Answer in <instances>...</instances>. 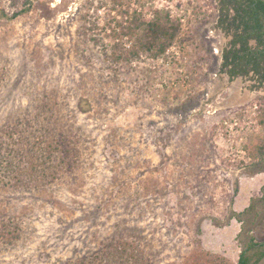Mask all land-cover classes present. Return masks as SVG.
<instances>
[{
	"label": "rangeland",
	"instance_id": "rangeland-1",
	"mask_svg": "<svg viewBox=\"0 0 264 264\" xmlns=\"http://www.w3.org/2000/svg\"><path fill=\"white\" fill-rule=\"evenodd\" d=\"M215 4L0 0V142L48 158L0 185V264H236L264 241V85L222 68ZM156 11L175 42L114 60Z\"/></svg>",
	"mask_w": 264,
	"mask_h": 264
},
{
	"label": "trees",
	"instance_id": "trees-1",
	"mask_svg": "<svg viewBox=\"0 0 264 264\" xmlns=\"http://www.w3.org/2000/svg\"><path fill=\"white\" fill-rule=\"evenodd\" d=\"M238 9H242L240 20L251 29V36L258 39V45L264 44V0H236ZM127 32L136 33V38L128 51L115 53L113 59H130L140 53H147L156 56L165 52L174 42L181 30V24L169 17L167 12L156 11L155 16L147 21L139 20L134 17L126 27ZM246 37L243 34L238 35L233 42H241V49H231L224 54L222 68L225 69L232 64L229 70L230 74L236 75V67L241 64L243 70H254L260 78L264 79V62L263 53L260 49H250L246 45ZM247 51V52H246ZM246 52V53H245ZM260 100V99H259ZM261 105V104H260ZM259 122L264 126V114L259 113ZM10 133H18V129L11 128ZM22 133L12 144L2 148L3 142H0V185L13 183L14 185L26 184L37 179L38 172L42 171L41 164L46 165L48 158L45 157L42 146L36 145L37 142L31 143V135ZM31 143V144H30ZM36 147V149H35ZM51 148L48 149V157ZM250 156L253 160L264 158V138L258 139L251 149ZM264 258V241L250 238L245 247L241 249L236 264H256ZM209 264H228L224 257L207 256Z\"/></svg>",
	"mask_w": 264,
	"mask_h": 264
},
{
	"label": "flooded vegetation",
	"instance_id": "flooded-vegetation-1",
	"mask_svg": "<svg viewBox=\"0 0 264 264\" xmlns=\"http://www.w3.org/2000/svg\"><path fill=\"white\" fill-rule=\"evenodd\" d=\"M215 1H216L215 5L218 9L217 24L223 27V29L225 30L224 35L228 37L226 42L229 45L227 46L226 51H229L230 49L232 51H235L234 50L235 48L241 49V46H242L241 42L236 41L234 47H233V42L236 39V37H238V35L243 34L244 36H247L246 45L250 49H255V48L260 49L264 57V44L258 45V39L254 36H251L250 27L247 26L245 28V25H243V23L241 22L239 15H241L242 9L237 8L238 4L236 3V0H215ZM262 23L264 26V18L262 20ZM223 60H224V55H223ZM263 63L264 62H261V64ZM243 67H244L243 65L239 64L236 67V70L238 71L237 74L232 75L229 72V70L232 68V64L228 65L226 67V73L229 78H235L237 76H244L246 74H251V75L256 76L264 85V79L260 78L259 75L254 70L250 69L251 68L250 65H248L247 69L249 70L247 72H245V70L241 71Z\"/></svg>",
	"mask_w": 264,
	"mask_h": 264
}]
</instances>
